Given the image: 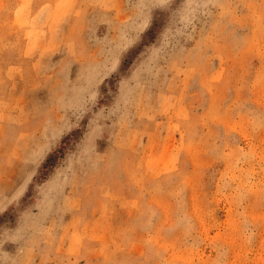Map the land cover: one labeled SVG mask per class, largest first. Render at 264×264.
<instances>
[{
	"label": "rangeland",
	"instance_id": "rangeland-1",
	"mask_svg": "<svg viewBox=\"0 0 264 264\" xmlns=\"http://www.w3.org/2000/svg\"><path fill=\"white\" fill-rule=\"evenodd\" d=\"M0 264H264V0H0Z\"/></svg>",
	"mask_w": 264,
	"mask_h": 264
},
{
	"label": "crops",
	"instance_id": "crops-1",
	"mask_svg": "<svg viewBox=\"0 0 264 264\" xmlns=\"http://www.w3.org/2000/svg\"><path fill=\"white\" fill-rule=\"evenodd\" d=\"M37 75V74H36ZM57 81V78H56ZM41 80L38 77L32 75L31 85L27 84L25 87L29 90L35 92L38 90V85ZM47 90H53L52 87H49ZM40 101L32 100L31 102H26L24 105H20V108L32 107L34 109L35 104L40 108ZM21 103V102H20ZM25 103V102H23ZM53 106L50 107L51 102L48 106V109L45 111L47 114L41 116V113H37V110L33 112H27L25 116H20V190L23 189L24 184L29 180V178L34 175L38 166L41 162V157L47 155L48 152L53 148L52 146L56 144V137L61 133L62 129L66 128L67 121V106L66 102L60 103L58 105L57 101L52 102ZM36 113V115H35ZM47 125V126H46ZM65 126V127H64ZM78 167V165H76ZM77 204L65 205L64 212L71 213V217L76 213L75 209ZM68 214H66L67 216ZM69 215V216H70ZM61 237H68L70 240L78 237L81 234L80 229L71 227V225H66L61 230ZM58 234V238L60 237ZM73 236H75L73 238ZM59 244L62 245L58 247L59 250L69 251L71 250L72 242ZM63 246L65 247L63 249ZM25 252H28L29 247L22 246ZM32 251H35V248H32Z\"/></svg>",
	"mask_w": 264,
	"mask_h": 264
}]
</instances>
